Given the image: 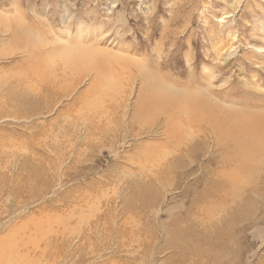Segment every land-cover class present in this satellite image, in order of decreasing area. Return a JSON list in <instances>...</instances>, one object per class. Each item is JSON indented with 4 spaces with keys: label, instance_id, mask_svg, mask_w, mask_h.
Here are the masks:
<instances>
[{
    "label": "rangeland",
    "instance_id": "rangeland-1",
    "mask_svg": "<svg viewBox=\"0 0 264 264\" xmlns=\"http://www.w3.org/2000/svg\"><path fill=\"white\" fill-rule=\"evenodd\" d=\"M63 42L106 51L108 73L81 78L64 66ZM147 70L188 95L212 84L218 106L234 99L254 117L264 108V0H0V247L24 239L21 264H264V158L225 167L192 116L181 156L179 126L134 117ZM220 179L226 192L197 198ZM186 230L188 248H173Z\"/></svg>",
    "mask_w": 264,
    "mask_h": 264
},
{
    "label": "bare ground",
    "instance_id": "bare-ground-1",
    "mask_svg": "<svg viewBox=\"0 0 264 264\" xmlns=\"http://www.w3.org/2000/svg\"><path fill=\"white\" fill-rule=\"evenodd\" d=\"M7 32H8V30H7ZM29 32L30 31H28L27 27H26V37H27L26 44L32 41L30 39ZM13 37H14V39L15 38L20 39L22 36L20 34V35L13 36ZM38 39H39V37H38ZM39 41L42 42L40 44H42V46H43L44 42L41 40H39ZM56 43L57 42L55 40L54 44H56ZM63 45L65 48L61 47L62 51H60V52H62V53L59 56H62V60L64 61V66L66 64V66H68L70 68V70L72 69V71H77V73L80 74L81 78H82V76L84 77L85 75L92 74L94 70L96 72L97 70L100 71L104 68L103 72H106L107 69L109 68L108 62L106 64V66L103 65V62H101L102 60H104V57H101V56H104L106 53V51H104L103 49H99L95 46L94 47H82V46L71 47L64 42H63ZM59 48H60V46H59ZM63 51H64V54H63ZM58 52H57V55H58ZM107 53H108V51H107ZM53 54L54 53H52V55ZM163 56H164V53H163ZM52 58H53V56H52ZM116 58H121V60L125 64V66H128V64H130V63L131 64L136 63V60L134 58H131V57L129 58V56L127 58V56L120 54L119 56H116ZM116 58H114V59H116ZM118 61H120V60H118ZM129 67L132 68V66H129ZM32 68H34V70H36L37 67H32ZM131 68H129V70ZM132 71H133V69H132ZM34 72H37L35 74V77L41 78L38 71H34ZM106 73H108V72H106ZM119 73H120V70H119ZM141 74H142V77H141ZM141 74L138 76H140L142 78L143 83H141L142 86L140 87L141 94H139L138 101H137V103L135 102L136 105L134 106V109H133L134 117L139 116L140 113L142 114V117L144 119L150 118V117L160 118L161 116H164L167 119L169 118L168 121L173 123L174 126H179L178 132L180 133V135H178V133H176L174 131L173 142H174V147L180 148L177 150H179L181 156L185 155L183 151L187 150V153H188V149H187L188 145L185 146V143H184L185 141H188V128L185 130V137L187 139L185 141H183L182 133L180 132V127L185 126L186 123L187 124L191 123V120L188 119V117L192 116V117H194V120H196V122H197L196 124L199 125L200 127H202L203 131L201 133H203L206 140L212 141L214 149H218V148L214 145L213 141H215V143L219 146V148L222 149L223 152L225 153V155L223 157L225 159L223 161L225 167H228L229 169H234V170L235 169L236 170H243V169L253 168L255 166V160L258 156L261 155L259 160L264 158V111H261V110H264V108H257L256 109V108L252 107L254 109V111L256 112V114H254V117L250 116L251 114L246 116V115L242 114V110L240 111L239 108L237 109L236 107H234L236 105L233 104L234 103L233 102L234 99H233V100H231L229 105H226V106H228V110L230 109L229 111H226L227 108L225 106L224 107L218 106L219 104H217L218 101H217V97L215 96L216 94H214L211 91V85L212 84L210 86L209 85L207 86L206 92L202 93V91H201L202 89H201L198 92L190 91V92H192V94L188 95V86L187 85L185 86L186 89L183 86H180L181 88L175 89V87H179L177 83H176L177 84L176 85L174 82L171 83V81H168V82L165 80L162 81V79L158 78L156 72L154 73V72L147 70V71H142ZM53 75H55V74H53ZM213 75H215V74H213ZM130 76H131V74H130ZM209 76H212V75H209ZM99 77H101V76H99ZM99 77H96L95 82L96 81L98 82ZM134 77L131 76L132 84H131V82H130V84L132 86L134 85V81L136 80L137 76L135 78ZM56 81H54V82H56ZM78 82L79 81L74 83V81H73V83H74V84H72L73 86L72 85H68V86H70V88H73L74 86L76 87V84ZM39 87H40V85H39ZM50 89H53V91H52V93H53L56 90V87L55 88L51 87ZM94 89H95V92H97V94H98V89H96V88H94ZM63 93H66V92H63ZM101 94H102V92H100V97H102ZM36 98H35V100H36ZM32 100L33 99H32L31 94H28L26 96V103L28 102V104H30L33 102ZM97 100H96V102H98ZM224 101L226 102V100H224ZM245 101H247V100H245ZM96 105H98V104H96ZM193 108L197 112V114H198L197 116L199 117V120H197L198 117L196 116V113L194 112ZM241 108L245 109L246 111H250V109H252L249 107V105L248 106L245 105L244 107H241ZM102 111H103V109H102ZM104 111H103V113L105 114ZM177 113H179L181 115V118H177V116H176ZM80 114H82V113L80 112ZM96 116L98 118L102 117V115H96ZM195 117H197V118H195ZM222 117H224V118H222ZM205 127H207L206 130L204 129ZM175 128L177 130V127H175ZM165 135H166V138H165L166 144H169V142L172 140V137L169 136L168 132H166ZM199 137H201V135L196 134V135H194V137L192 136V139L199 138ZM200 142L201 143H199L197 146L204 148V149L207 148L206 145L204 144V142H206L205 140H204V142H202V141H200ZM182 148H184V149H182ZM190 152L192 154H194V156H195L196 147H194ZM197 156H199L198 153H197ZM172 166H174V165H172ZM235 174H236V172H235ZM181 177H183V176H181ZM170 180H172V179H170ZM160 183H162V182H160ZM223 184L224 183L221 179L216 180V181H212V182L206 184L207 186L202 191L199 192V195L197 196V198L199 200H202V199L207 200V198L217 197V195H220V194H218L219 191H220V193H222V190L224 192H226L225 191V185H223ZM213 191H215V192H213ZM145 192H142V193L144 194ZM141 200H142V198H141ZM187 215H188V212H187ZM186 220H188V218H186ZM187 230L183 231L181 233L182 234L181 236H178V235L174 236L173 235V237L170 239V244L173 248L174 247H181V246L188 248V231L190 229L188 231ZM18 237H19V235L15 236L13 239L16 242H18V239H17ZM21 239H23V235H21ZM3 246L4 247H0V264H21V261L23 260V258L26 259V243L24 242V239L21 241L20 244H17L13 248L6 246L4 244H3ZM192 251H193V253H194V251L196 252V250H193V249H192ZM14 257L17 258L15 260L16 263L12 262ZM220 259L221 258H219V260L218 259L217 260L220 261ZM17 261H18V263H17Z\"/></svg>",
    "mask_w": 264,
    "mask_h": 264
}]
</instances>
